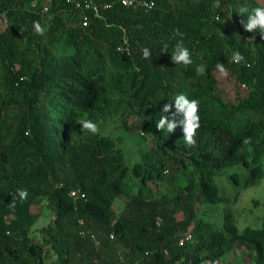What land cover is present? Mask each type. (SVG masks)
<instances>
[{"label": "trees", "instance_id": "obj_1", "mask_svg": "<svg viewBox=\"0 0 264 264\" xmlns=\"http://www.w3.org/2000/svg\"><path fill=\"white\" fill-rule=\"evenodd\" d=\"M147 1L155 8L95 0L97 15L67 0H0V264H220L230 251L264 264V223L240 230L230 206L220 230L205 218V207L231 202L215 181L223 170H248L231 175L234 203L264 179V39L239 13L264 0ZM178 42L190 65L171 60ZM181 94L199 101L194 145L182 126L156 127ZM119 114L153 142L132 168L103 134ZM41 205L53 218L36 232Z\"/></svg>", "mask_w": 264, "mask_h": 264}, {"label": "rangeland", "instance_id": "obj_2", "mask_svg": "<svg viewBox=\"0 0 264 264\" xmlns=\"http://www.w3.org/2000/svg\"><path fill=\"white\" fill-rule=\"evenodd\" d=\"M128 121L125 124L124 119L120 118V114L117 115L103 126V134L108 135L117 143V147L124 155L127 166L132 168L135 164L142 161L143 153L153 148V142L150 138L140 134V131L136 128L138 121L135 118L131 117ZM233 173H238L240 178L243 179L248 175V170L243 168V166L230 167L223 170L222 174L216 177L215 181L221 194L229 198L231 202H222L205 207V218L216 229L220 230L223 228L225 212L230 206L233 208L237 226L240 230L246 226L253 228L262 226L264 223V179L260 185L243 190L238 201L234 203L233 198L240 191V186L236 185L232 180L231 175ZM125 203V198H118L114 209H123ZM39 210L43 214L36 225V232L53 218L50 212L45 210L44 205H41ZM35 235L38 234L36 233ZM220 264H247V260L245 257L239 259L233 251H230Z\"/></svg>", "mask_w": 264, "mask_h": 264}, {"label": "clouds", "instance_id": "obj_3", "mask_svg": "<svg viewBox=\"0 0 264 264\" xmlns=\"http://www.w3.org/2000/svg\"><path fill=\"white\" fill-rule=\"evenodd\" d=\"M239 13L247 14V22L241 21L245 31L247 32H255L257 29L259 30V35L262 39H264V7H256L249 11L248 7H242L239 9ZM34 31L38 35H44V28L40 25V23L34 22L33 24ZM249 42L255 41V36H251L248 38ZM164 51L167 52V45L164 47ZM150 55L147 49L144 50L145 58H148ZM245 57L241 54L240 51H234L232 53L231 62L239 64L243 62ZM171 60L175 64H183L185 66L190 65L192 63L191 53L187 47L183 45L182 42H178L175 45L174 51L171 55ZM216 69L219 73L227 75V70L224 67L223 63L217 62ZM197 72L199 74H205L206 66L201 65L197 68ZM175 113H171L172 119L170 120L167 115L161 116L156 127L158 130L167 129L169 133L173 132L177 126H182L184 133V140L188 145H194L196 143L194 137L196 135L197 130L200 127V117L198 115L199 112V101L197 99L189 100L185 95L181 94L175 98ZM172 109V104H165L163 106L162 111L164 113H170ZM182 115V119L177 121L175 119L176 115ZM80 125H82L83 130H88L92 134H96L99 129L98 126L90 120L81 119L78 121ZM244 143H248L246 139ZM18 194L21 200H24L28 196L27 190H18ZM11 207L15 206V203L10 205Z\"/></svg>", "mask_w": 264, "mask_h": 264}, {"label": "built area", "instance_id": "obj_4", "mask_svg": "<svg viewBox=\"0 0 264 264\" xmlns=\"http://www.w3.org/2000/svg\"><path fill=\"white\" fill-rule=\"evenodd\" d=\"M121 5L124 7H139L144 9L145 11H150L155 8V2L154 1H147V0H119ZM67 3L70 5H73L75 9L79 10H87V9H93L97 15L100 13V6L95 3V0H67ZM104 9H110L112 7V4L106 3L102 5ZM47 9H45L46 11ZM88 23V19L85 16L83 20V25L86 26ZM127 42V41H125ZM79 191L74 190L71 191L70 196L77 200L79 198ZM113 238V237H111ZM191 239V235L188 234L186 237L180 240V244H184L185 241H189ZM165 254L167 252L165 251Z\"/></svg>", "mask_w": 264, "mask_h": 264}]
</instances>
